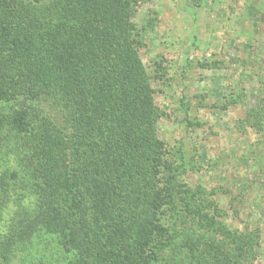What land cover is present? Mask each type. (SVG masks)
Wrapping results in <instances>:
<instances>
[{"label":"trees","instance_id":"obj_1","mask_svg":"<svg viewBox=\"0 0 264 264\" xmlns=\"http://www.w3.org/2000/svg\"><path fill=\"white\" fill-rule=\"evenodd\" d=\"M137 8L0 0V151L14 156L13 176L0 173V264L39 233L61 238L76 264H163L173 240L163 214L177 203L202 229L182 244L184 264H254L253 235L227 229L202 190L174 189L156 137L163 112L138 58Z\"/></svg>","mask_w":264,"mask_h":264},{"label":"rangeland","instance_id":"obj_2","mask_svg":"<svg viewBox=\"0 0 264 264\" xmlns=\"http://www.w3.org/2000/svg\"><path fill=\"white\" fill-rule=\"evenodd\" d=\"M133 24L140 64L164 116L156 137L174 189L202 190L227 229L254 236V264H264V0H138ZM251 111L259 117L248 124ZM13 163L3 148L0 173L13 176ZM177 209L163 214L173 237L163 264L188 263L182 244L202 231ZM27 240L9 264L77 263L61 238L39 233ZM0 253L9 254L1 245Z\"/></svg>","mask_w":264,"mask_h":264}]
</instances>
